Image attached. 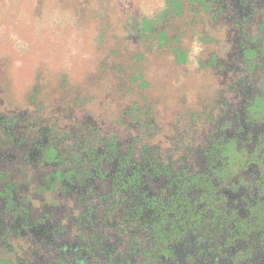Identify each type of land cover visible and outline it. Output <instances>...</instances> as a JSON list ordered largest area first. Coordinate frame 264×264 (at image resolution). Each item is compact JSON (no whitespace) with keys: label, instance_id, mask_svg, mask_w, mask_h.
Here are the masks:
<instances>
[{"label":"flooded vegetation","instance_id":"af4514ba","mask_svg":"<svg viewBox=\"0 0 264 264\" xmlns=\"http://www.w3.org/2000/svg\"><path fill=\"white\" fill-rule=\"evenodd\" d=\"M215 10L232 23L223 101L174 156L130 133L56 171L47 127L33 139L30 110L0 111V264H264V0Z\"/></svg>","mask_w":264,"mask_h":264},{"label":"rangeland","instance_id":"374dc122","mask_svg":"<svg viewBox=\"0 0 264 264\" xmlns=\"http://www.w3.org/2000/svg\"><path fill=\"white\" fill-rule=\"evenodd\" d=\"M209 1L0 0V111L72 122L83 148L133 133L167 140L155 153L174 156L199 130L210 133L223 101L232 42ZM258 26L264 33V17ZM66 136L64 152L78 144Z\"/></svg>","mask_w":264,"mask_h":264},{"label":"trees","instance_id":"16d2710c","mask_svg":"<svg viewBox=\"0 0 264 264\" xmlns=\"http://www.w3.org/2000/svg\"><path fill=\"white\" fill-rule=\"evenodd\" d=\"M209 2H211V1H209ZM211 3L210 4L213 7H215L217 5L220 6L221 0H212ZM182 8H185V5L184 4L183 5L180 4V10ZM170 14H172V13H170ZM213 21L218 22L220 24V27H223V28L226 27V26H228V25L229 26L232 25L231 21H227V20H224V19H213ZM35 110H37V109L35 108ZM40 112L41 111L37 110L38 118H37L35 124L32 125V130H31L30 133L33 134V136L40 135L36 131H39L40 132V129L41 128L44 129V127H47V129H48V126H47L45 120H46V117L48 116L49 113L43 114V112H41V113ZM50 120H51V118H50ZM52 120H51L52 126H51V128L49 127L51 129L52 133H51L50 129H48V131L45 133V134H47V135H49L51 137V146L47 149L48 154H49L50 158L53 159L54 161H56L58 163H61V162H64L65 161L64 162V165L67 162L69 164V167L75 168V166L77 164H79L83 160V157H85L84 156V153L85 152L87 154H90V148L91 147H87V148L84 147L83 148L82 146H79V143H82L81 140L85 137V133L82 132L79 135L78 130L76 129L77 127L75 128L74 127L75 125L72 122L71 123H68L66 121L63 122L62 120L59 121L56 118H55L54 121H52ZM32 132H35V133H32ZM69 133H71L73 135V137H70L69 139H72L73 142H74V144L75 143H78V144L77 145H74L73 147H71L70 149H68L67 152H64V151H62V148H63L62 145L61 144L58 145V144H59L60 141L62 143V140L64 139V137H67L66 134H69ZM128 135H129V133L128 134H124L123 137H122V139H121V141H118L117 139H113L112 138V145H110V146H105V144L107 143V141H103L104 140L103 138H102L103 140L98 139L99 142L100 141H103L104 142V146L101 147V150H103V151L113 150L114 152H118V149L120 147H122L121 150L123 151L126 148V143H127V140H128ZM122 141H123V143H121ZM89 146H90V144H89ZM92 149H94V148L92 147ZM96 149L97 148H95L94 150H92L95 155L97 153ZM107 154L108 153L105 152L104 155L105 156H108ZM104 155H101L100 160H102V157ZM67 157H68V160H67ZM69 167H65V168L67 169V171L69 173H72L71 172V168H69ZM76 204H77L76 208H77V210H79L78 203L76 202ZM72 229H74V231H77L78 225L76 227H73V228H72V225L69 226V238H71L70 235H71V230ZM106 245L107 244H105V243L99 242V243H96L95 246H97V247H105ZM88 250H91V249H88ZM102 251H104V250H102ZM54 252H55V250L52 251V253H54ZM94 258L95 259L92 261L91 264H112V256H110V255L107 256L106 254L99 253V255H96ZM36 262L37 263H42V264H47L46 261L43 262V261L38 260V259L36 260ZM48 263L53 264V260L52 259L49 260Z\"/></svg>","mask_w":264,"mask_h":264}]
</instances>
